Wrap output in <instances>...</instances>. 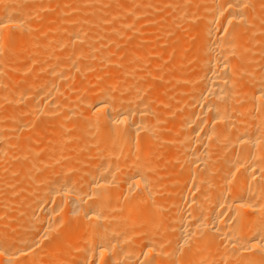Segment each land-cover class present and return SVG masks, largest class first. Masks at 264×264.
Wrapping results in <instances>:
<instances>
[{
	"label": "bare ground",
	"instance_id": "bare-ground-1",
	"mask_svg": "<svg viewBox=\"0 0 264 264\" xmlns=\"http://www.w3.org/2000/svg\"><path fill=\"white\" fill-rule=\"evenodd\" d=\"M77 2L0 0V264H264V1Z\"/></svg>",
	"mask_w": 264,
	"mask_h": 264
},
{
	"label": "rangeland",
	"instance_id": "rangeland-1",
	"mask_svg": "<svg viewBox=\"0 0 264 264\" xmlns=\"http://www.w3.org/2000/svg\"><path fill=\"white\" fill-rule=\"evenodd\" d=\"M40 1L41 2H43V3H40ZM59 0H50V3L52 2V3H54V4H52V6L50 7V8H48V10H47V7L44 9V11H45V13H44V11L42 12V11H40V9H39V11H38V9H37V11H38V13L40 14V15H47L46 14V12L48 13V14H51L52 12L53 13H56L57 11H59V8L61 7L59 4H57V2H58ZM61 1H65L66 3H68L69 5H68V7H69V9H70V12L69 13H71V17H72V19H73V23L74 22H76V23H78L77 22V19H75V18H73V12H78V11H81V8H82V0H61ZM76 1H78L77 3L79 4L80 2V4H82V5H80L81 6V8H80V6H79V8L77 9L76 7H75V5H76ZM264 1V0H263ZM47 2V4H48V2H49V0H47L46 1ZM46 2H45V0H39V3L41 4V5H46ZM71 2V3H70ZM84 2V1H83ZM49 3V4H50ZM49 4H48V7H49ZM56 4V5H55ZM75 4V5H74ZM77 4V5H78ZM73 5V6H72ZM53 6L55 7V12L54 11H52V9H54L53 8ZM168 7H170V6H167V8ZM56 8H58V9H56ZM73 8H75V11H74V9ZM166 7H164L163 8V10L161 11V12H163V13H165L166 12V9H165ZM50 9H51V11H50ZM169 9V8H168ZM167 9V10H168ZM165 10V11H164ZM36 12V11H35ZM88 11H86V12H83V13H81V15H82V17H85L84 15L87 13ZM160 11H159V15L161 16L163 13H161ZM37 13V12H36ZM42 13V14H41ZM89 13V12H88ZM87 13V14H88ZM160 16H158V17H156L157 19H158V21H160L159 19H162ZM155 17H153V19H154ZM155 18V19H156ZM156 19V20H157ZM81 20V19H80ZM114 20V19H113ZM79 21V20H78ZM110 22V21H109ZM112 22H114V21H112ZM75 24V23H74ZM107 24V23H106ZM109 24H112L111 22L110 23H108V25ZM135 24V23H134ZM132 25V26H130V27H127L128 28V30H129V28H132L133 27V29H130V31H129V33L131 32V30H135V28L138 26V24H139V21L137 22V24H135V25ZM127 33V34H126ZM133 33V32H132ZM132 33H130V35L128 34V32H127V29H126V32H125V36L127 37V38H129V39H132L133 38V35H131ZM172 35H176V31H175V33H173ZM75 81H76V79H74ZM73 79H72V81H71V79H70V84H71V82L72 83H74L73 81H74ZM72 85V84H71ZM70 85V86H71ZM69 87V86H68ZM66 89H68L67 87L65 88V90ZM68 90H70V88L68 89ZM68 91H66V93H67ZM11 104V103H10ZM1 110H3V111H5V109H0V113H3V112H1ZM31 115V114H30ZM33 115V114H32ZM34 117L32 118V120H31V122H30V124L26 127V131H23L22 130V134H21V137H20V140L21 141H23V143L24 142H27V141H29V140H31L33 137H35V136H38L39 134H41V128L44 126V124L45 123H47V121H46V119H47V117L44 115V114H41V113H34V115H33ZM15 159H17V160H19V158L17 157V158H15ZM2 224L0 223V226H1ZM4 225V224H3ZM5 227H7L6 225H4ZM3 226H1V228H2Z\"/></svg>",
	"mask_w": 264,
	"mask_h": 264
}]
</instances>
